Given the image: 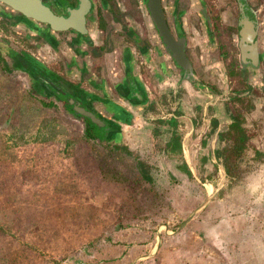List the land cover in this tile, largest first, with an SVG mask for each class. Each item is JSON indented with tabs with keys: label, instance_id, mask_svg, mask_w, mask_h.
Returning <instances> with one entry per match:
<instances>
[{
	"label": "crops",
	"instance_id": "0c3cea01",
	"mask_svg": "<svg viewBox=\"0 0 264 264\" xmlns=\"http://www.w3.org/2000/svg\"><path fill=\"white\" fill-rule=\"evenodd\" d=\"M90 1L98 7L86 10L82 33L47 27L52 37L43 40L19 20L8 25L10 40L51 72H40L37 92L26 74L0 65V183L5 172L18 176L17 186L38 189L31 202L46 208L74 203L41 192L54 188L66 197L82 192L79 203L96 205L105 188L129 181L123 161L131 158L135 182L159 189L156 157L165 158V188L181 175L185 190H198L180 202L197 206L184 221L185 232L198 224L196 264H264V0H162L169 28L186 40L187 75L140 2ZM242 28L247 40L239 42ZM64 98L91 101L103 118V126L91 121L100 137H85L84 117ZM234 114L246 147L227 175L224 132ZM254 150L263 153L259 160Z\"/></svg>",
	"mask_w": 264,
	"mask_h": 264
},
{
	"label": "rangeland",
	"instance_id": "374dc122",
	"mask_svg": "<svg viewBox=\"0 0 264 264\" xmlns=\"http://www.w3.org/2000/svg\"><path fill=\"white\" fill-rule=\"evenodd\" d=\"M233 54L235 60V50ZM156 158L159 189L153 186L155 183L135 182L140 174L131 158L128 160L132 162L123 161L130 168L129 181L105 188L108 194L97 197L96 205L79 203L76 197L87 198L82 192L66 197V190L59 193L55 188L41 192L74 203L47 208L35 205L31 197L38 189L18 187V176L3 173L0 264H196L198 224L185 232L184 221L197 206L180 202L189 191L192 197H199L198 190H185L181 175H177V185L165 188L169 177L163 168L167 162ZM107 159L117 163L123 160L118 161L116 156ZM3 168L6 170V166Z\"/></svg>",
	"mask_w": 264,
	"mask_h": 264
},
{
	"label": "water",
	"instance_id": "95a60500",
	"mask_svg": "<svg viewBox=\"0 0 264 264\" xmlns=\"http://www.w3.org/2000/svg\"><path fill=\"white\" fill-rule=\"evenodd\" d=\"M73 1L76 2V7L66 8L63 11L64 15L54 14L41 2V0H0V3L14 10L18 14H21L27 19H31L32 21L39 24H46L50 30L55 32L74 30L76 32L82 33L84 32V14L87 9L81 7L80 0H72V2ZM85 1L89 3L88 0ZM242 5L240 6V13L241 16L245 18L246 13L245 10L242 9ZM146 8L149 13V18L154 25L157 36L159 37L164 50L184 71V74L187 75L188 72H191V64L184 53L186 43L184 36H178L175 30L169 28L160 5V0H147ZM252 13L255 16L256 13H254V11H252ZM247 25L249 30L248 33L250 36H252L248 41L251 42L252 38L254 39L255 29H251L250 22ZM244 32H246L244 28L239 30V42L247 40L243 38ZM252 46L255 48L256 44L252 42ZM238 48L241 52L240 46H238ZM72 109L74 112L90 119L93 123L103 126V118L99 115H96L95 112L90 108H82L75 105Z\"/></svg>",
	"mask_w": 264,
	"mask_h": 264
},
{
	"label": "flooded vegetation",
	"instance_id": "af4514ba",
	"mask_svg": "<svg viewBox=\"0 0 264 264\" xmlns=\"http://www.w3.org/2000/svg\"><path fill=\"white\" fill-rule=\"evenodd\" d=\"M80 1L82 8H86V9L89 8L91 10L94 9V6L98 7V4L92 3V1L90 0H88L89 3L86 2L85 0H80ZM137 1L142 4L144 10L147 12V15L149 16L148 10L146 8L147 0H137ZM41 2L56 15H64L63 11L66 8L76 7V2L75 1L72 2V0H41ZM164 3L162 0H160V5L165 17L166 13H165ZM18 20L21 21L22 24H24L28 29L32 28L33 30H35V34H36L35 36L37 38H39L40 36L43 38V40L44 39L46 40L47 37L49 36L52 37L50 32H48L47 29L48 26L46 24H40L42 27H39L40 25H37V23H35L31 19L29 20L25 18L21 14H18L17 12L13 11L9 7H6L5 5L3 7V4L0 3V60L4 62V64L10 67L11 69H17L18 71L26 74L32 89L34 91L40 92L38 90L41 88V86L37 77L39 76L40 72H42L43 74L49 73L51 72V69L47 68L42 62H40V60H38L37 58L36 59L33 58L28 52L24 51V49L26 48L25 45H22L23 47L22 46L20 47V45L14 42V40L12 41L10 40L11 37L9 36L12 32H10L11 30L8 28V25H11ZM209 20H210L209 17L208 19L206 18L207 22H210ZM11 56H13L15 59L13 60ZM60 101L61 103H63V105H67L70 108L76 105L74 100H69L64 98L61 99ZM76 106L82 108H90L95 112V109L92 108L91 101H88V99L85 101L84 100L81 101L80 104ZM84 119L87 122L92 123L90 119L86 117H84ZM95 129H97L96 126ZM100 134L104 135L102 131L100 132Z\"/></svg>",
	"mask_w": 264,
	"mask_h": 264
},
{
	"label": "trees",
	"instance_id": "16d2710c",
	"mask_svg": "<svg viewBox=\"0 0 264 264\" xmlns=\"http://www.w3.org/2000/svg\"><path fill=\"white\" fill-rule=\"evenodd\" d=\"M0 65L2 66L3 69L7 70L8 66L4 64L0 60ZM85 137H100L96 133V129L94 124L87 122L85 124V129H84ZM224 139L228 143L227 148L224 150L222 159H223V164H224V171L225 174L232 175L233 174V166L235 165V162L239 161L242 159V154L243 150L246 147V135L244 133V129L241 126V118L238 114H234L232 118V122L228 126V129L224 132ZM263 156L262 152H259L257 150H254V158L255 159H260ZM139 164L141 166V176L143 179L150 180V176L148 174L147 169H145V166L139 161ZM142 164V165H141ZM235 173V172H234Z\"/></svg>",
	"mask_w": 264,
	"mask_h": 264
}]
</instances>
